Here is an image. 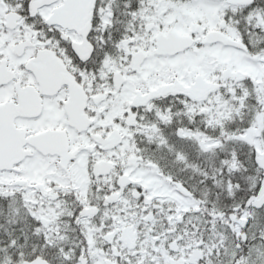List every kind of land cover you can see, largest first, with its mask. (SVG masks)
<instances>
[{"label":"snow or ice","instance_id":"obj_1","mask_svg":"<svg viewBox=\"0 0 264 264\" xmlns=\"http://www.w3.org/2000/svg\"><path fill=\"white\" fill-rule=\"evenodd\" d=\"M0 264H264V0H0Z\"/></svg>","mask_w":264,"mask_h":264}]
</instances>
